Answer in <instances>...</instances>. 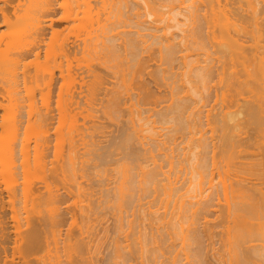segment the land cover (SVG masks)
<instances>
[{"label":"bare ground","instance_id":"bare-ground-1","mask_svg":"<svg viewBox=\"0 0 264 264\" xmlns=\"http://www.w3.org/2000/svg\"><path fill=\"white\" fill-rule=\"evenodd\" d=\"M121 6L82 42L57 44V123L32 108L45 69L0 74V264H35L44 249L51 264H96L91 251L97 264H264V226L245 223L247 172L264 157V0ZM10 19L0 8V56H38L14 44ZM91 48L105 56L102 93L76 90L84 76L67 59Z\"/></svg>","mask_w":264,"mask_h":264},{"label":"rangeland","instance_id":"rangeland-1","mask_svg":"<svg viewBox=\"0 0 264 264\" xmlns=\"http://www.w3.org/2000/svg\"><path fill=\"white\" fill-rule=\"evenodd\" d=\"M112 1L115 4L112 3L111 0H0V8L2 10L4 9L8 11V13H11L9 36L11 40L12 39L14 40V44L17 47L18 46L27 47L30 50H34L35 47H39L40 49V53L38 56L35 55L34 51L31 52L28 56H22V55L19 56L17 54L16 49H15V52L12 50L11 54L7 55L6 58H4L3 56H0V74L12 73V72L20 73L21 70L24 69L26 73L28 74V76L32 77L34 76L35 72L45 69V75H43V73H39L38 83L31 82L29 90L33 93V98H34L33 101L36 104L35 105L31 99L32 104H34L32 105V108L33 106L34 108L37 106L38 108H40L39 110H41L42 108L44 109V107L48 106L50 107V110L52 109L51 112H48V113L54 114L55 116H52L54 119H50V121L55 122L56 116H58L56 114H58V112L60 111L59 110L58 112H56L57 110L56 106L58 105L57 99H59V97L58 98L56 97V93L59 87L58 84L61 83V80L58 78L59 67L60 66L62 68L66 67L65 60H63L60 65L61 58L57 55V49H56L57 44L62 41L71 42L72 40L74 42H82L84 39H86V37L90 33L92 26H95V21L97 19L103 20L102 19L104 16L103 14L105 13V11L109 9L110 3L113 4V5L111 4V8H113L112 6L117 5V4L118 6L119 4L120 6L122 4V6L124 5L123 7L127 5L125 9L131 10L132 8H134L132 6L134 3V0H112ZM115 9H116V6H115ZM1 30L3 32H7L8 31L7 25H1ZM67 59L68 61H71L75 67L78 68L77 71H82L81 74L84 76L83 79L80 76H76V82H75L76 90L79 89L80 83L85 80L84 83L89 84V85H95L96 86L95 90H97L99 93L103 92L104 87L106 86V81H108V77L106 76V70L98 67L99 64H102L105 59V56L102 53V51L99 50L97 53H95L94 50L91 48V49L85 50L84 53H82V50L77 51L75 53L73 50V53L68 55ZM95 68L98 69V74L102 79L98 82H95L94 84H91V81L88 80L89 79L88 74H91L93 70H95ZM18 87L22 91V85L20 83L18 84ZM4 103H7L6 98L4 100ZM84 103H82V105ZM21 104L22 105L20 107L23 111V118L26 119V115L30 114V112L29 113L27 112L29 108L28 107L29 100L24 97L21 100ZM58 106L60 107V105ZM46 108H45V111H43V113L46 112ZM77 109L79 110L80 107H78ZM33 111H35V109ZM41 111L40 112L38 111V112L41 113ZM52 111L54 113H52ZM91 112L94 113V110ZM84 113H86V111L84 110L82 114L80 113V111H77L76 116L78 118L75 116L77 120H79V118H81ZM32 115L30 114V118H33L34 120V118L37 115L34 113L35 116L33 115V117H31ZM53 125H51V129ZM259 130L260 128H255L254 133L256 132L257 139L260 140V139H263V137L259 135ZM49 132L51 134V130ZM29 136L28 138L35 137V136H31V137ZM33 139L34 138H32V141ZM30 142H31V139H30ZM48 151H50L48 153L49 156L47 158V160L49 161L50 159H52L53 155L50 154L51 149H49ZM260 157L262 158L263 162L260 164H256V167L258 168V170L252 168L253 169L252 174H249L247 172V174L251 176L252 181L255 182V185L253 186V188H252V185L250 186L251 188L250 197L252 198V202L256 203V208L255 207L249 208L248 205L245 208V212H246L245 213V223L248 228H252V229L254 228V225L255 227L259 224L264 226V157L262 156ZM258 158L259 157H257V159ZM257 159L249 158V160H251L254 163ZM47 172L48 171H44L43 173L41 172H38V173H39V176H42V177L45 174H48L47 175L48 177L50 173L49 172L47 173ZM59 175H56V176H59ZM50 177L48 178L50 179L52 183L54 180L58 179V178H55V176H53L55 179L52 180L51 175ZM59 177H61V175ZM61 178L63 179L62 181H59V180H58L59 182L54 181V183L53 184L51 183V185H57L58 183H60L61 185L58 184L57 186L59 188H62V187L65 188L66 186H63L61 182L65 181L66 179L63 176ZM67 181L68 179L66 180V182ZM67 186L71 187L70 182H68ZM66 195H64V197ZM68 197L69 196L67 195L64 198L66 199L64 201L68 202L67 199L69 201L72 200L71 197H70L71 200ZM64 201L62 203H66ZM70 203H72V201ZM70 203H69V207H72L73 203L72 204ZM63 206L68 207V204L66 205L63 204ZM69 207H68V210L70 211ZM73 210H71L72 212H69L67 211V209H65V211L67 213L69 212V214L73 213ZM32 211L30 210V212L28 213L30 220L34 217L33 216L34 211L33 212ZM23 213H24L23 215L19 214L21 215V219L22 217L25 218L24 216L27 215V213L26 214L25 212ZM66 215L67 214L65 213L64 216ZM256 215L258 216V218H256ZM69 216L70 215H68V218L69 220H71L70 219L71 216L70 217ZM65 221L66 223L70 222V221L68 222V220H65ZM93 252L94 251H91L90 256L96 255L97 258L95 256H93L92 258L95 257L94 260L96 261V264H97L99 263V258L102 254L101 252L99 254H95ZM96 253L98 252L96 251ZM36 257H38V260L36 261L37 263L35 264H51L52 262L51 254H49L48 251L45 249L41 251L40 253H38ZM63 257H65V255H63L62 258ZM97 259H98V262H97ZM77 264H80V263L77 262Z\"/></svg>","mask_w":264,"mask_h":264}]
</instances>
